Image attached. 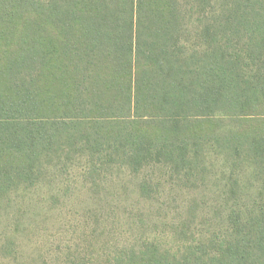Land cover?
<instances>
[{"label": "trees", "instance_id": "16d2710c", "mask_svg": "<svg viewBox=\"0 0 264 264\" xmlns=\"http://www.w3.org/2000/svg\"><path fill=\"white\" fill-rule=\"evenodd\" d=\"M217 167L231 195L264 181V0H0V264L36 223L18 199L62 204L76 171L150 201ZM151 209L52 264H264V208H191L166 242Z\"/></svg>", "mask_w": 264, "mask_h": 264}, {"label": "rangeland", "instance_id": "374dc122", "mask_svg": "<svg viewBox=\"0 0 264 264\" xmlns=\"http://www.w3.org/2000/svg\"><path fill=\"white\" fill-rule=\"evenodd\" d=\"M218 167L217 186L211 188L200 186L192 190L175 187L176 189L160 191L154 200L150 201L138 198L135 193L137 180L134 182L130 178L122 180L127 182L130 188L125 193L121 192L118 178L109 179L104 186L107 189L100 195H93L87 189L79 190L82 181L76 171L73 173V181L78 187L73 194L66 196L62 204H55L49 200L48 195L45 202L39 203L40 196L43 197L41 193L36 194L39 197L36 198L37 202L28 201V198L18 199L21 202H28L24 207L30 209L28 214L31 215L32 212L35 214L36 223L29 224L30 230L19 236L20 246L16 262L6 260L5 264H52L54 261L65 263L70 252L77 254L79 250L82 253H91L89 248L93 233L100 237V241L92 240L96 243V249L103 250L102 244L106 242L110 249L119 250L122 242H126L128 237L127 221L131 212L136 215L146 213L152 208L151 211L156 213L157 218L151 235H157L161 242H166L171 241L172 229L188 216L191 208L198 211V218L202 214L208 217L212 212L224 214L234 208L242 210L264 208L262 179L255 183L249 176V170L243 175L240 174L238 184L240 191L231 195L227 193L229 190L226 185L227 178L224 179ZM154 178L162 181L157 172ZM213 178H210V183L214 182Z\"/></svg>", "mask_w": 264, "mask_h": 264}]
</instances>
